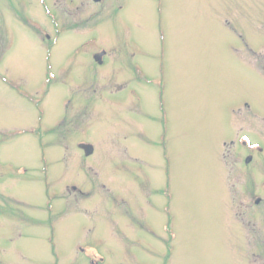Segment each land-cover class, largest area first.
<instances>
[{"label": "rangeland", "instance_id": "1", "mask_svg": "<svg viewBox=\"0 0 264 264\" xmlns=\"http://www.w3.org/2000/svg\"><path fill=\"white\" fill-rule=\"evenodd\" d=\"M0 264H264V0H0Z\"/></svg>", "mask_w": 264, "mask_h": 264}, {"label": "flooded vegetation", "instance_id": "2", "mask_svg": "<svg viewBox=\"0 0 264 264\" xmlns=\"http://www.w3.org/2000/svg\"><path fill=\"white\" fill-rule=\"evenodd\" d=\"M46 50H47V48L45 47V49H44V52H46ZM77 50H81L80 49V46H74L73 48H72V52L74 53L75 51H77ZM47 55L49 56L50 54H51V50H50V53H49V51L47 50ZM103 52V51H102ZM95 54H93V56H94ZM11 230V229H10ZM11 234V233H10ZM80 250H81V248H80Z\"/></svg>", "mask_w": 264, "mask_h": 264}, {"label": "water", "instance_id": "3", "mask_svg": "<svg viewBox=\"0 0 264 264\" xmlns=\"http://www.w3.org/2000/svg\"><path fill=\"white\" fill-rule=\"evenodd\" d=\"M96 59H97V57H95ZM83 148H84V150H85V154L86 155H88V154H90L91 153V151H92V148L90 147V146H82ZM250 159L249 158H247V160H246V162H248Z\"/></svg>", "mask_w": 264, "mask_h": 264}]
</instances>
